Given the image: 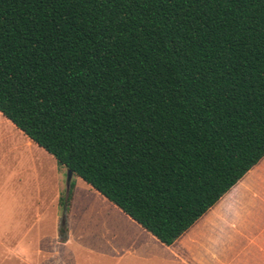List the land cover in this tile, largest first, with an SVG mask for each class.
Masks as SVG:
<instances>
[{
    "label": "trees",
    "instance_id": "1",
    "mask_svg": "<svg viewBox=\"0 0 264 264\" xmlns=\"http://www.w3.org/2000/svg\"><path fill=\"white\" fill-rule=\"evenodd\" d=\"M0 112L171 245L264 157V0H0Z\"/></svg>",
    "mask_w": 264,
    "mask_h": 264
},
{
    "label": "crops",
    "instance_id": "2",
    "mask_svg": "<svg viewBox=\"0 0 264 264\" xmlns=\"http://www.w3.org/2000/svg\"><path fill=\"white\" fill-rule=\"evenodd\" d=\"M7 134H0V142ZM35 144L30 138L11 140L5 159L12 152L15 159L23 157L28 147L35 160L40 156ZM1 157L0 264H264V157L171 245L101 193L94 196L99 204L72 203L62 234L57 212L42 219L41 191H26L16 160L4 168ZM27 193L38 200L27 204ZM31 212L36 219L25 221Z\"/></svg>",
    "mask_w": 264,
    "mask_h": 264
},
{
    "label": "rangeland",
    "instance_id": "3",
    "mask_svg": "<svg viewBox=\"0 0 264 264\" xmlns=\"http://www.w3.org/2000/svg\"><path fill=\"white\" fill-rule=\"evenodd\" d=\"M15 128L17 127L0 112V130H2L0 134L4 135L6 132L10 133L7 134L8 136L6 138H4L5 141L3 140V142H0V157H4L3 162L6 161V165L3 163L4 168L7 165H11L13 159L17 157L16 152H12L8 153L5 159L4 153L7 152L6 150L9 142L14 139L20 141L23 139H29L26 135L17 132ZM13 130L16 133H19V136L17 138H15L16 136H12L13 134H15ZM35 145L36 146H33V148L35 149L36 147L37 151H40V156H37L35 160L32 157L28 156V147L22 149L25 152V155L23 157H18L15 159L19 165V170L21 173L20 179L23 180L26 191H31L36 194L38 193V191H41L40 201L43 209H45L44 212L46 211L45 213H42L43 221L45 219H48L51 213L53 214L57 212L60 219L61 233L65 234L68 230L69 222L72 217V214L70 212L72 203L76 204V206H83L88 203L99 204L100 202L96 200V195H98V193L100 192L94 189L80 176L73 175L72 182L74 186L72 189V194L70 196V200L66 202V199L68 197L66 183L68 170L44 148L39 147L38 144ZM57 192H59L60 194L58 198H56L55 196V193ZM94 196L96 198H94ZM35 197L36 196L27 193L26 203L32 204L33 198ZM37 200L38 196L36 197V201ZM62 201H64V205L62 204ZM34 215L35 213L33 212L29 213L28 215H26L24 220L33 222L36 219Z\"/></svg>",
    "mask_w": 264,
    "mask_h": 264
},
{
    "label": "water",
    "instance_id": "4",
    "mask_svg": "<svg viewBox=\"0 0 264 264\" xmlns=\"http://www.w3.org/2000/svg\"><path fill=\"white\" fill-rule=\"evenodd\" d=\"M72 177H73V171L72 170H68V174H67V188H70V183L72 181Z\"/></svg>",
    "mask_w": 264,
    "mask_h": 264
}]
</instances>
